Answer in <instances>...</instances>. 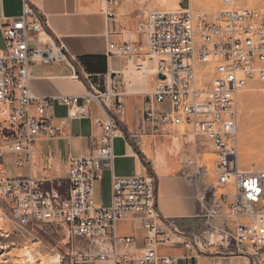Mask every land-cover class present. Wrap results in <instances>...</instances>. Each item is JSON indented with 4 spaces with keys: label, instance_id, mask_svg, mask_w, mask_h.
<instances>
[{
    "label": "built area",
    "instance_id": "obj_1",
    "mask_svg": "<svg viewBox=\"0 0 264 264\" xmlns=\"http://www.w3.org/2000/svg\"><path fill=\"white\" fill-rule=\"evenodd\" d=\"M108 18H116V8L124 0H100ZM181 6V0H180ZM225 8L215 17L194 12L190 5L178 12L149 13L139 28L146 37L155 91L147 94L144 124L153 138L187 124L195 135L212 144L215 179L206 164L185 161L184 172L197 189L198 210L189 218H168L159 208V184L154 176L117 177L115 141L125 138L120 117L126 112L125 94L107 75L89 74L77 59L72 62L63 44L42 42L32 49L30 38L45 32L47 22L29 23L37 13L24 0L23 15L4 29L5 48L0 49V203L9 218L28 234L37 235L44 225H58L69 237L85 241L90 262L111 260L114 264H180L175 256H160L162 245L182 246L197 261L202 257L240 258L246 264H264V170L246 172L239 164V101L241 91L251 81L264 84V9L238 8L233 0H224ZM142 41L109 44L108 59L125 58L144 65ZM70 62V63H69ZM215 66L211 84L199 86L196 63ZM69 63L71 80L85 85L82 96L42 97L32 89L34 65ZM102 79V80H101ZM109 82V83H108ZM103 83V84H102ZM168 101L171 111L162 113L160 105ZM55 104L69 109V117L87 118L90 105L105 115L98 120L102 128L100 143L91 154L72 158L68 178L62 180L12 179L5 166V155L28 154L17 168L31 166L33 145L41 138L53 139L50 111ZM33 109L36 115H33ZM133 139V136L130 137ZM199 142L202 155L208 152ZM112 173V199L108 207L96 203L97 183L104 172ZM200 181V182H199ZM221 191V192H220ZM130 214L147 231L143 243L135 237L118 235V224ZM125 245V253L119 246ZM134 246V249H130ZM143 248L142 256L136 254ZM65 258H63V261Z\"/></svg>",
    "mask_w": 264,
    "mask_h": 264
},
{
    "label": "crops",
    "instance_id": "obj_2",
    "mask_svg": "<svg viewBox=\"0 0 264 264\" xmlns=\"http://www.w3.org/2000/svg\"><path fill=\"white\" fill-rule=\"evenodd\" d=\"M183 1L181 0V3ZM28 2L37 14L29 16L27 21L48 23L45 29L46 37L33 35L30 38L32 49L44 47L43 41L46 42L45 44H63L70 61L79 60L89 74L99 76L107 75L109 72L116 73L111 80L108 76V80L113 85H119V92L125 94L114 100L124 102L126 112L119 120L125 138L117 139L114 146L115 175L117 177L154 176L151 174V171H154L156 175L154 177L159 184L161 214L168 218H189V223L197 230L198 221L191 219L196 216V186L188 181L183 170V163L194 157L191 134L183 129L173 134L174 129L163 136L151 137L149 126L144 124V112L147 108L145 94L154 92L156 88L154 79L151 75H147L146 79L143 76L142 82L138 81L139 79L134 81L133 77L125 72L129 66L125 58L108 59L111 43L142 41L140 57L148 53L146 37L139 33V28L146 17V12L144 13L146 8L143 3L137 0H124L115 9L116 18L110 19L100 0H28ZM23 12L24 0H0V49L5 48L4 29L12 19L22 16ZM84 57L90 58L86 62L87 65L81 60ZM69 63L34 65L32 68L33 91L42 97L84 95L85 85L70 79L72 69ZM124 79L130 92L126 86H123ZM89 112L90 115L87 118H70L67 107L55 104L50 111L48 123L59 131L53 139L38 140L49 145L46 155L48 167L44 169L43 174L35 168L32 150L31 166L27 164L28 177L22 179L32 176L39 180L48 178L65 182L68 178L70 160L90 155L100 143L102 128L97 121H105L106 115L95 104L90 105ZM33 115H36L35 109H33ZM131 136L136 139V144L130 139ZM160 139L165 142H160ZM187 146L190 151L188 155L183 154ZM145 157L148 164L145 163ZM103 177H108L112 183L110 171H105ZM111 199L107 206L105 202L98 206H110ZM118 235L135 237L137 243H143L147 238V231L141 223L127 214L118 224ZM130 247L134 249V246ZM135 251L138 256L144 253L141 247ZM158 253L160 256H175L180 264H208L211 259H224L202 257L197 261H190L186 257L191 256V252L182 246L162 245ZM244 261L246 264V260Z\"/></svg>",
    "mask_w": 264,
    "mask_h": 264
},
{
    "label": "rangeland",
    "instance_id": "obj_3",
    "mask_svg": "<svg viewBox=\"0 0 264 264\" xmlns=\"http://www.w3.org/2000/svg\"><path fill=\"white\" fill-rule=\"evenodd\" d=\"M208 0H197V4L195 3V7L193 10L200 11L207 13L209 15H214L220 12L224 8V0H218L217 7L215 10L208 11L205 6ZM235 5L238 8H255V9H264V0H234ZM144 7L146 8L145 12L149 10H166L165 8H160L159 4H155V1H145L143 3ZM190 5V0H189ZM188 6V0H184L183 7ZM182 7V8H183ZM218 8V9H217ZM215 11H217L215 13ZM140 13H143L139 11ZM139 12H137L139 14ZM148 57L145 56L141 59L142 61H147ZM129 67V66H128ZM127 67V68H128ZM126 68V69H127ZM130 76L133 77V80L139 79L138 81L142 82L143 74L138 73L137 71L132 70ZM124 85L130 92V88L124 79ZM126 90V91H127ZM239 114H240V123H239V159H243V140H244V123L249 119L252 125V130L254 133L253 138L251 139L252 143V159L250 163L244 164L241 163V168L245 171L252 172L250 167H254L252 170H264L260 160V154L264 153V148L262 143V137H264V84L259 83L258 81H251L249 85L241 92L240 94V101H239ZM160 111L162 113H169L171 111L170 103L168 101L164 102L160 105ZM188 131L190 135V140L194 142L193 133L186 127H176L173 134H177L181 132V130ZM262 138V139H261ZM136 139H132L134 144ZM260 140V141H259ZM160 142H165L163 139H160ZM206 143L207 147L212 150V147L209 146L207 141H203ZM48 143L36 141L34 143L33 148V165L35 168L43 174L44 169L48 167L47 163V149ZM158 146V143H157ZM138 147V146H137ZM263 149V150H262ZM189 146L187 149L185 148L183 154H189ZM260 153V154H259ZM241 155V157H240ZM21 159L24 163L29 161L28 154H20L15 155L13 153H9L5 155V166L8 170L9 176L12 179L16 178H26L29 174V166L25 165V167L17 168L15 165L16 159ZM211 160H213V164L210 165V169H212V182L216 184V179L214 176V167H215V156H209ZM259 158V159H258ZM146 164L147 163V158ZM260 160V161H259ZM151 165V163H150ZM256 168V169H255ZM187 173L190 171L187 170ZM151 174H154V171H151ZM157 180V179H156ZM200 182V181H199ZM196 186V211L198 210V195L197 189H200L201 183L192 182ZM111 181L108 177H103L97 183V205H101V203L105 202L106 206L109 203V200L112 197V190H111ZM221 192V191H220ZM0 264H17L15 262V258L20 255L21 247L26 243H33L36 244V249L39 255L42 257L49 259L50 257H55L56 262L53 264H111L107 262H90V260L86 257V254L90 251L89 245L77 238L69 237L68 231L65 230L63 227L58 225H44L38 229L37 235H30L26 233L24 230H21L14 222H11L8 214L3 211L2 204L0 203ZM6 214V216H5ZM10 219H8V218ZM11 228V230H10ZM29 240V241H28ZM34 240V241H33ZM28 241V242H27ZM21 246V247H20ZM125 245L119 246V252L121 254L125 253ZM17 251V252H16ZM16 252V253H15ZM12 256V257H11ZM63 258L65 260L63 261ZM208 264H245V261L240 258H224V259H211L208 261Z\"/></svg>",
    "mask_w": 264,
    "mask_h": 264
},
{
    "label": "bare ground",
    "instance_id": "obj_4",
    "mask_svg": "<svg viewBox=\"0 0 264 264\" xmlns=\"http://www.w3.org/2000/svg\"><path fill=\"white\" fill-rule=\"evenodd\" d=\"M137 1L144 3L145 1H149L150 2L152 0H137ZM154 1H155V4H159L160 5V8H162V9L165 8L166 10H149L148 12L145 13V16H147L149 13L154 12V11H160V12H178V11H181L182 10V7L180 6V0H154ZM190 2H191V8L193 10V8L195 7V3L197 4V0H190ZM217 2H218V0H208L205 8L208 11H212L213 12V10H215L216 7H217V5H218ZM234 6H236L235 5V1H234ZM224 8H225V6H224ZM252 9H255V8H252ZM193 11L194 12H200V11H195V10H193ZM216 12L217 11H215V13ZM200 13H204V12H200ZM204 14H207V13H204ZM217 14H214V15H209L208 14V15L213 18ZM41 35H43L44 37H46V33L45 32H43ZM147 48H148V51H149L148 43H147ZM146 56L148 57V60L141 62L144 65V67H143L142 70H138L137 69L136 63L129 62V67L125 70V72L127 74H130L132 72V70L134 69V71H137L138 73H142L144 75V79H146L147 78V75H151L152 74L153 67L156 66L157 59H158V57H155L154 61H151L150 58H149V56L147 54H146ZM143 57H145V56H142V57L139 56L138 59L141 61V59ZM196 73H197V77H198L199 86H205V84H211L214 81L215 77H216V74H215V66L213 64L204 65V64H201V63H198L197 62L196 63ZM151 93H153V92H151ZM147 94H150V93H147ZM147 94H145V95H147ZM250 120L248 119L244 123V133H243L244 134V140H243V147H242V150H243V156L242 157H243V159L242 158L239 159L240 161L242 160L241 163H244V164H247V165H248V163H250V160L252 159V154H253L252 153V143H251V139L253 138L254 133H253V130H252V125H251L252 121L250 123ZM176 127H186V128H188L193 133L192 136L195 139L194 142H193V145H194V157H193V159H189L187 161L188 162H192V163H196V167H197V165L206 164L207 167H208V170H209V174L211 175L212 169H210V165L213 164V160H211L209 158V156H211V155L214 156V154L212 153V150H210L207 147L206 143L203 142L204 140H201L200 138H198L195 135V133L193 132V128L192 127L188 126L187 124H182V125L176 126ZM176 127H174L173 130ZM239 132H240V128H239ZM262 138H264V137H262ZM261 141H262V143H264V139H262ZM199 142L200 143H203V145L205 144V146H206L205 149L206 150L208 149V152L205 154V156L202 155V152H200ZM207 142L209 143V146L212 147L211 142H209V141H207ZM239 143H240V138H239ZM263 148H264V145H263ZM240 157H241V155H240ZM260 160H261L260 163H262V166L264 167V153H261L260 154ZM240 161H239V164L241 165ZM253 168L250 167V169H251L252 172H253V170H252ZM194 170L195 169L193 168V170L190 171L189 173L186 172V175H185L186 178H187V175L193 174L194 173ZM257 171H261V170L259 169ZM257 171H254V172H257ZM246 172H249V171H246ZM214 176H215V173H214ZM211 177H212V175H211ZM188 181H189V179H188ZM5 216H6V214H5ZM0 218H1V213H0ZM10 221L13 222L12 220H10ZM10 230H11V228H10ZM30 235H32V234H30ZM36 248H37L36 247V244L29 243V242L26 243L25 242V244L20 249L21 250L20 251V255L17 258H15V262H17V264H53V263L56 262V259H55L54 256L53 257H50L49 259H47L48 257L47 258H44V257H42V255H39ZM108 261L111 262L112 264H114L111 260H100L98 262H108Z\"/></svg>",
    "mask_w": 264,
    "mask_h": 264
},
{
    "label": "trees",
    "instance_id": "obj_5",
    "mask_svg": "<svg viewBox=\"0 0 264 264\" xmlns=\"http://www.w3.org/2000/svg\"><path fill=\"white\" fill-rule=\"evenodd\" d=\"M183 4H184V1L181 3V6L183 7ZM188 6H189V0H188ZM187 6V7H188ZM187 7H185V8H187ZM184 8V7H183ZM88 59H90V58H88V57H84V58H81V60L84 62V64H86V62H87V60ZM87 65V64H86ZM88 69H89V67H88ZM90 70V69H89Z\"/></svg>",
    "mask_w": 264,
    "mask_h": 264
}]
</instances>
